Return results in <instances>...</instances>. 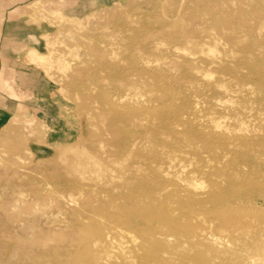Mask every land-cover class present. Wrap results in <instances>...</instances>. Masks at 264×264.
I'll return each instance as SVG.
<instances>
[{
  "label": "bare ground",
  "instance_id": "6f19581e",
  "mask_svg": "<svg viewBox=\"0 0 264 264\" xmlns=\"http://www.w3.org/2000/svg\"><path fill=\"white\" fill-rule=\"evenodd\" d=\"M142 8L103 23L124 49L81 36L91 40L83 62L86 93L95 97L83 105L96 104L86 109L100 135L94 147L59 145L57 159L68 161L72 176L63 183L69 190L54 196L58 212L82 202L139 231H124L131 244L106 231L113 254L95 250L86 264H110V256L127 264L219 257L264 264V0H143ZM61 19L87 23L66 13ZM54 42L48 39V52L31 47L27 60H50ZM58 64L65 73L72 67L65 57ZM90 242L98 240L85 249Z\"/></svg>",
  "mask_w": 264,
  "mask_h": 264
},
{
  "label": "rangeland",
  "instance_id": "374dc122",
  "mask_svg": "<svg viewBox=\"0 0 264 264\" xmlns=\"http://www.w3.org/2000/svg\"><path fill=\"white\" fill-rule=\"evenodd\" d=\"M142 4L143 0H0V34L6 18L14 19V23L9 25V31L14 33L26 30V24H29L27 27L43 24L42 28L46 29L47 33L42 36V44H45L40 51H49L47 43L50 38L55 40L57 48L56 53L49 56L50 60L35 64L27 60L26 54L25 61L37 68L45 88H38L37 102L32 98L33 93L30 90L19 94L18 98L27 100L29 107H18L15 113L19 117H11L6 122L8 127L5 129L4 126L0 127V264H86L95 250L102 255L113 254L115 249L109 245L108 238L103 236L106 231L109 234L113 232V238L125 234V238H120L124 243L134 237L132 234H139L137 229L129 227L125 217L109 218L108 214L101 212L94 215L88 204L85 206L82 202L76 203L75 207L65 205L63 212H58L56 201H61V197H56L58 191L69 190L68 185L63 183L72 176L70 168H67L68 161L66 163L57 159L59 145L80 143V146L94 147L100 135L98 119L93 117L92 112L96 104L93 103L92 110H88L91 108V102L88 100L94 101L95 97L85 90V87H89V81H86L89 78V65L83 60L87 59L88 46L96 39L105 38L109 34V30L103 28L105 21L109 23L111 19L141 14L144 11ZM51 10L56 12L55 17L50 16ZM65 13L77 15L87 23L80 28L72 21L61 19ZM208 18V22L212 20L210 16ZM19 20H22L21 24ZM83 34L91 36L89 38L93 40L85 36L84 41L81 38ZM48 35L50 36L47 37ZM78 38L79 42L74 43ZM106 38L115 42L112 44L114 46L121 45L116 42L114 34L110 33ZM86 41L91 42L84 44ZM68 43L77 48L80 53L78 58L70 54ZM121 48L124 49V45H121ZM2 56L3 52L0 51V58ZM62 57L72 63L66 73L58 64ZM4 72H0V91L12 95V89L5 84ZM72 77L80 83L77 84L78 81H73ZM32 101H35L36 105L32 104ZM87 102L88 105H83ZM27 135H31L29 143ZM27 147L31 148L33 154L26 150ZM59 187L62 189L59 190ZM54 190L57 192L53 195ZM86 210L89 212H85ZM99 222L107 226H96ZM59 225H66L65 230L55 229ZM124 231L132 233V238L128 236L130 233L127 235ZM91 239H97L98 242H90L89 249H85V243ZM105 248L112 252L105 253ZM106 258L110 264H127L122 262L121 258ZM177 261L180 262L179 259ZM237 261L224 263L219 257L214 258L213 264H251L249 260ZM148 263L150 262L136 261L134 264ZM185 263L196 264L190 261Z\"/></svg>",
  "mask_w": 264,
  "mask_h": 264
},
{
  "label": "crops",
  "instance_id": "0c3cea01",
  "mask_svg": "<svg viewBox=\"0 0 264 264\" xmlns=\"http://www.w3.org/2000/svg\"><path fill=\"white\" fill-rule=\"evenodd\" d=\"M14 19L6 18L2 24L0 34V51L3 52V56L0 58V69L4 72L5 84L12 89V95L7 92L0 91V127L4 126V129L8 127L6 122L16 115V109L20 106L26 105L29 107L27 100L18 98L23 92H32L33 99L38 98V88H45V83L41 78V75L37 73V68L32 66L31 63L25 61V57L31 47H36L41 50L43 47L42 36L47 33L46 29H43V24L36 26H29L26 24V20H23L26 24V30L20 32L9 31V25L13 24ZM20 24L22 20H19ZM6 64V65H5ZM20 94V95H19ZM35 101L32 104L36 105ZM31 135H27L28 143L30 142Z\"/></svg>",
  "mask_w": 264,
  "mask_h": 264
}]
</instances>
